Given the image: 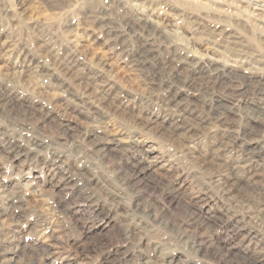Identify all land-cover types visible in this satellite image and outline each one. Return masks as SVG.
<instances>
[{"label":"clouds","instance_id":"9594fccd","mask_svg":"<svg viewBox=\"0 0 264 264\" xmlns=\"http://www.w3.org/2000/svg\"><path fill=\"white\" fill-rule=\"evenodd\" d=\"M0 264H264V0H0Z\"/></svg>","mask_w":264,"mask_h":264}]
</instances>
